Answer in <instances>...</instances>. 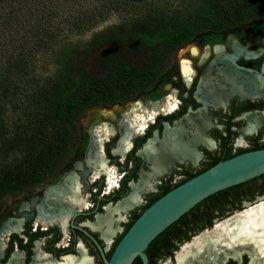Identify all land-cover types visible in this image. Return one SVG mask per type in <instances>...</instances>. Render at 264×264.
<instances>
[{"label":"trees","instance_id":"obj_1","mask_svg":"<svg viewBox=\"0 0 264 264\" xmlns=\"http://www.w3.org/2000/svg\"><path fill=\"white\" fill-rule=\"evenodd\" d=\"M82 1L85 0H0V26L10 32V38L19 41L21 49L16 55L3 56L8 67L4 74H0V133L3 114L1 101L9 96L8 87L14 76L21 75L28 66V34L36 42H41V33L43 38L49 40L65 30L83 34L105 20L112 9L129 11L140 18L129 24L106 27L94 33L85 45H69L60 50L56 82L44 86L34 95L47 108L46 114L54 131L45 139V127L37 130V135L32 136L33 140L30 138L21 148L25 152L21 165L15 171L3 169L0 172V205L8 195L18 190L20 184L37 188L56 173L69 171L74 162L83 158L88 137L83 135L80 119L89 110L94 107L111 109L141 98H160L174 74L171 60L181 47L199 38L206 41L224 40L228 34H238L249 25L264 31V0H196L193 5L179 7L171 13L149 6L155 0H92L97 1L95 5ZM32 20L33 23L30 22ZM112 48L119 51L105 53ZM88 63L92 64V71L87 67ZM71 132L76 133L79 142L73 156L63 162ZM144 141L145 138L142 139ZM15 145L17 147V143ZM259 149L262 148L255 150ZM134 152L130 157L140 165L141 160L133 157ZM208 169L185 171L186 178L181 183L163 187L161 194L154 196L145 209L178 185ZM136 172L137 167L125 179L122 194H117L114 201L127 193L126 183L131 178H137ZM240 186L209 197L185 216ZM229 203H232L231 199L225 202L221 212ZM140 215L128 225L125 233ZM178 223L150 244L146 250L149 264H157L152 251H159L164 246L165 235ZM38 236L33 235L32 239ZM174 246L172 243L170 247ZM171 251L163 252V255H171ZM133 264L143 262L137 258Z\"/></svg>","mask_w":264,"mask_h":264},{"label":"flooded vegetation","instance_id":"obj_2","mask_svg":"<svg viewBox=\"0 0 264 264\" xmlns=\"http://www.w3.org/2000/svg\"><path fill=\"white\" fill-rule=\"evenodd\" d=\"M230 41L237 42L241 49L239 54L235 55V51L229 48L228 44L232 46ZM192 44H196L198 47H195L190 51L187 61H179L177 59L174 61L171 60V68L174 69V74L171 82L164 87V94L160 98L149 97L128 102H135L136 104L141 103L143 100H149L147 101L148 103H159L165 101L168 97L173 96L172 102L175 109L173 108L171 111L168 109V111L156 115L153 122L147 126L144 133L137 135L132 140L131 147L125 157L122 159V157L118 156L122 159L121 162L119 161V158L116 157L117 155H114V148L118 146L122 134H115L108 142L105 143L106 154L104 152L103 153L108 159L109 164L113 165V167L115 166L118 171L123 172L122 175L118 176V187L113 189L111 192H102L101 187L98 193H91L93 196L91 198L93 204L92 209L85 212L81 211L74 213V216L68 225L67 238L65 237L63 230L58 225L50 226L47 229H44L41 225H37L36 223L35 228H33L34 218L26 221L23 219L24 222L22 225V232L14 233L9 237L6 247L0 255V264H9L11 257H13L16 252L23 255L22 264H33L37 251L43 255H49L55 260H60L68 255H78L80 243L85 244L89 250V254H91L90 249L92 248L93 251L99 254L103 261L102 254L96 242L102 247L104 254L106 243L103 239H100L101 236L98 232L92 231L85 225V223L95 222L99 215H103L105 213V209L108 205L116 204L131 194L133 190L132 185L139 182L141 173L149 171L148 164L144 160L143 156L139 155L138 152L143 149L141 151L142 153L146 148V145L152 139H157L158 141L162 140L167 129H172L178 124H186L187 117L190 115L197 116V123L201 122L203 119L209 122L210 126L205 130V134L213 142L214 147L210 149L202 145L198 146L197 152L201 155V159L197 162V164L187 161L186 163L179 162L175 165L179 171L177 173L182 175V178L184 179L186 178L185 171L198 172L193 169L198 167L208 169L219 162L230 159L241 153L253 151L256 148H264V128H258L254 134L244 135L248 126L246 116L264 115V89L256 90L252 96L243 97L238 93H229L231 89L230 86H227L228 95L226 96V99H224L222 103H214L207 100L208 96L207 93H205L207 92V89L202 88L204 77L209 70H211V79L216 80V83L222 86L228 84L225 77L218 72V69L223 66V63L225 62L226 66H229L234 70L245 71L251 75L256 74L261 77L262 81H264V31H259L258 28H253L249 25L238 34H228L225 36L224 40L216 39L215 41H206L203 38H199L196 41L181 47L176 54ZM219 46L226 47L224 51H220L222 54L220 56L216 51V48ZM184 66H188L192 70V73L188 78L184 75ZM236 84H240V81H237ZM126 104L116 105L109 110H113L115 107H125ZM121 119L117 117V122ZM83 135L88 137L87 148L83 158L74 162L73 167L69 171L61 173L53 179L51 181V183H53L51 186L59 184L64 179L66 174L74 170V165L76 166V164L82 163V161L84 162L88 154L92 138L89 140L88 135ZM144 138L145 141L142 142V139ZM241 140L244 142V145L240 146L239 143ZM136 147H138V149L134 152ZM132 152H134L133 157L140 158V165L137 161L132 159V156L130 157ZM135 167H137V178L129 179L126 183L128 188L127 193L122 195L118 200L114 201L117 194H122V185L125 179L131 175V172L135 169ZM87 170L89 169L87 168ZM91 176L92 172L90 171L87 179L89 180ZM168 179L170 180H166V185L173 186L181 183L176 181L173 182L171 180V176ZM99 180H101L103 184L104 182H107L105 176L101 177ZM161 184L162 181H160L159 185ZM158 187L156 188V191L158 190ZM239 188H241V186ZM254 192L255 190L252 191L253 194ZM101 194L102 196L99 197ZM243 196L244 194L242 193L232 196L230 195V192L222 194L206 202L199 210L182 217L170 233L165 235L163 245L165 247L167 246V248L161 246L159 251H152L151 254L153 259L157 260V264H159V262H162L163 264H167L168 262L170 264H177V254L186 244L198 236L201 229L207 228L200 232L199 235L206 231H212L216 227L217 223L230 218L229 216L232 217L233 214H237V212H233V214L230 212L231 214L224 218L221 208L225 202L227 200H233ZM263 198L264 196L259 197L255 203H250V205L255 206L256 203L259 200L262 201ZM4 218L6 219L5 223L11 221L12 218H14L13 212L7 213ZM216 218H219L217 222H215ZM212 223L214 224L212 225ZM210 225L212 226L211 229L208 228ZM2 226H0V229ZM85 231L90 236L87 235ZM36 234H39V236L32 239V236ZM57 237L58 239L55 240ZM40 240L45 241L43 247ZM172 243L175 245V248L170 247ZM90 246L91 248L89 249ZM169 250H172L171 255H163V252L168 253ZM111 255L109 257H111ZM106 257L110 259L108 256ZM249 263L250 258L248 255H243L240 262H229V264Z\"/></svg>","mask_w":264,"mask_h":264},{"label":"bare ground","instance_id":"obj_3","mask_svg":"<svg viewBox=\"0 0 264 264\" xmlns=\"http://www.w3.org/2000/svg\"><path fill=\"white\" fill-rule=\"evenodd\" d=\"M231 42L233 43L229 48L235 51V55L239 54L241 51L239 45L236 41ZM225 49L226 47L223 46L217 47V54L222 55L220 51ZM225 63L218 69V72L225 77L227 85H219L216 80L211 79V70L204 77L202 88L207 89V92H204L207 93L208 101L222 103L228 95L227 86L231 89L229 93H238L243 97L252 96L256 90L264 89V81L260 76L234 70ZM191 73V68L184 66V75L187 78ZM237 81H240V84H236ZM172 99L173 96L159 103L145 106L138 104L139 107L130 110L131 112L126 114L120 122L118 130L122 137L114 149V154L124 158L131 147L132 140L144 133L156 115L163 113L166 106L169 111L173 110ZM137 112L147 113V117L144 118L136 114ZM129 115L134 117L132 122L126 118ZM197 120V116L190 115L187 117L186 124H178L172 129H167L162 140L152 139L144 151L140 152L149 166V171L141 173L139 182L132 185L131 194L118 203L107 206L105 213L99 215L94 223H85L92 231L100 234L108 247L114 244L115 238L121 233L118 226L128 222L130 213L144 203L145 195L157 192L156 188L160 180L172 173L177 163L191 161L197 164L201 159L197 147L200 145L210 149L214 147L213 142L205 134V130L210 126L209 122L203 119L197 123ZM246 120L248 126L244 135L254 134L258 128H264V115H248ZM118 130L107 126L104 130L102 129L107 137H112ZM96 133H92L94 138ZM94 138L85 159L87 167L94 172L93 180L106 176L109 188L113 189L117 187V182L113 177L115 168L109 164L103 153L104 142L96 141ZM239 144L244 145V142L241 140ZM82 188L80 176L76 172L66 174L59 184L48 188L40 206L38 223L46 228L58 225L67 237L68 225L74 213L82 211L87 206V201L82 195ZM229 217L217 223L212 231H206L186 244L177 254V264H229L231 261L240 262L243 255L249 256V264H264V198L262 201L259 200L255 206L246 204L240 213L237 212ZM22 224L23 220L20 219L3 225L0 230V255L9 237L13 233L22 232ZM78 250V255H68L60 260H55L37 251L33 264H93V257L89 255L85 244L80 243ZM9 264H22L21 256L16 252Z\"/></svg>","mask_w":264,"mask_h":264},{"label":"rangeland","instance_id":"obj_4","mask_svg":"<svg viewBox=\"0 0 264 264\" xmlns=\"http://www.w3.org/2000/svg\"><path fill=\"white\" fill-rule=\"evenodd\" d=\"M195 1L196 0H155L152 3H149V6L153 5V7L157 9L167 10L171 13L174 12L179 7L193 5ZM82 2H84L87 5H95L97 3V1H92V0H85ZM105 18L106 19L100 21L99 24L96 27H94V29H92L91 31H87L83 34L71 33L65 30L63 32H59L58 34H56L52 40H49V38L47 37L43 38V33H41V37H40L41 42L39 41L36 42L32 40L30 35L28 34V47H27L28 66H26V68L22 70L21 75L14 76V79L9 83V87H8L9 96L5 97V99L1 101L3 114L1 117V133H0V172H2L3 169L15 171L16 167L21 165L22 163L21 161L23 160L24 157L23 155L25 154L24 150H22L21 148L25 144V142H28L30 140V138L31 140H33V137L36 136L38 133L37 130L45 127L43 133V135H45L44 136L45 139L49 138L50 134L54 131L50 127L48 115L46 114L47 108H44V105L41 104L39 102V99L34 97V95L35 92H38L44 86L52 85L53 83L56 82L58 77V70H59L57 64V58L60 50L63 47L69 45H77V44L85 45L90 40V38L94 33L106 27L121 25V24H129L133 21L140 19L139 17L130 14L129 11L122 12L115 9H112L110 12H108ZM30 22L33 23V20ZM9 35L10 32H8L7 29H5L3 26H0V56H1L0 74L2 73L4 74L5 70L8 67V63L7 61H4L3 56H11L14 54L16 55L21 51L18 43L19 41L17 42L14 38H10ZM17 37L19 38V36ZM232 43L233 42L230 41V44ZM228 46L231 47L229 44ZM195 47L198 46L196 44H192L191 46L185 47L179 53L173 56L172 61H174L175 59L179 61H183V60L187 61L188 56L190 55V51ZM108 51L109 52L119 51V49L112 48L106 50L105 53H107ZM87 67L92 71L93 67L91 63H88ZM147 101L149 100H143L141 102L142 105L144 104L145 106L148 104H152V103H148ZM141 103H136V104L135 102L128 103L126 104L125 107H115L113 110L104 109L102 107L91 109L86 114H84L80 119L81 130L83 134L89 136V140L91 138L93 140L94 138L92 133H96V131H100V133L95 134L97 139L95 137L94 140L96 141L102 140L104 142L103 152L106 154L105 143L108 142L109 139L112 138L114 135L112 137L111 136L107 137L106 134L103 133L102 129L104 130L107 126L108 128H113V129L115 128V130H118L120 122L125 118L126 114L130 113L131 112L130 110L139 107L138 104ZM164 110L168 111V106H166ZM123 114L125 115L122 116ZM136 114L141 115L144 118L147 117V113L144 112H137ZM117 117L119 119L121 118L122 119L117 122ZM126 118H128L131 122L134 119L132 115H129ZM117 133L121 134L119 130L118 132L116 131L115 134ZM68 140L69 141L67 143L65 153L63 155V160H64L63 162L69 160L73 156L79 142L78 137L74 132L70 133ZM16 143H17V147L16 145L14 146V144ZM118 158L120 162L123 159V158L121 159L120 157ZM111 166L113 167V165ZM86 167H87V163L86 160H84V162L82 161V163H78L76 164V166L74 165L73 168L74 170L71 171V172H76L80 176L83 185L82 195L87 201L86 208L82 210L84 212L92 209L93 204L91 198L93 196L91 195V193L92 194H94L95 192L98 193L101 187H102V192H111L113 189H116L119 185L118 176L122 175L123 173L122 171H118L117 168L114 166L115 171L113 177H114V181H116L118 185L117 187L110 189L108 184V178L106 176L105 177L107 182H104V184L102 183L101 180H99L101 177L93 180L92 177L94 176V172L87 167L92 172V176L88 180L87 176L90 171L87 170ZM202 169L204 168L198 167V168H194L193 170L200 171ZM27 171L28 173L30 172L29 170ZM177 172L179 171L175 166V170L172 173L167 174L166 176H164L165 178H162L160 180L162 181V184L159 185L157 192L149 193L145 195L146 197L144 198V203L130 213L128 222L123 223L121 226H118L120 229L119 231L121 233L117 235V237L114 240V244L111 247H108L107 244L105 245L106 256L109 257L112 254L117 241L124 235L127 229V225L131 224L136 216L142 214V212L145 210V207L150 204L151 198L161 194L162 188L167 186L166 180H170L168 179L170 176L173 182L176 181L179 183L184 180V178H182V175L178 174ZM59 173L60 172L56 173V175H58ZM56 175L53 176L50 180L44 181L43 184H41L37 188H28L26 185L20 184L18 190L14 194L8 195L0 205V226H2L5 223L6 219L4 217L7 213L10 212H13L14 214V218H12L11 222L20 219L22 220L24 219L26 221L28 219L34 218L33 228H35L36 223L37 225H41L37 221L40 216V210H41L40 206L43 202L46 191L48 190V188L52 187L51 185L53 183H51V181L57 177ZM254 190L255 192L253 194L252 191ZM240 193L244 194V196L238 197L240 198L239 200H237L238 198L237 199L235 198L232 200V203L225 205L223 210L224 218H226L231 213L233 214V212L236 213L243 210L247 203L248 205H250V203L253 204L257 201L259 197L264 196V180L255 183L253 185H250L248 187H245L243 189H240L238 191H235L233 193H230V195L232 196ZM101 196L102 194L99 197ZM218 219L216 218L215 222H217ZM213 224L214 223H212V225ZM43 228L47 229L48 227L47 228L43 227ZM208 228L211 229L212 226L210 225L208 226ZM205 229L207 228L201 229L200 232L204 231ZM40 242L43 247L45 241L40 240ZM104 242L106 243L105 240ZM90 248L91 246L89 247V249ZM90 250H91L90 253L92 255L91 254L89 255L93 257V264H103V261L99 256V254L93 251L92 248ZM18 254L22 258L23 255L21 253ZM159 264H163V263L159 262Z\"/></svg>","mask_w":264,"mask_h":264},{"label":"water","instance_id":"obj_5","mask_svg":"<svg viewBox=\"0 0 264 264\" xmlns=\"http://www.w3.org/2000/svg\"><path fill=\"white\" fill-rule=\"evenodd\" d=\"M262 176H264V148L241 153L217 163L178 185L146 208L119 241L110 259L95 241L104 264H133L137 258H141L143 264H149L146 250L150 244L183 216L209 197L244 184L241 188L230 191L233 193L263 181ZM85 233L89 235L86 231Z\"/></svg>","mask_w":264,"mask_h":264}]
</instances>
